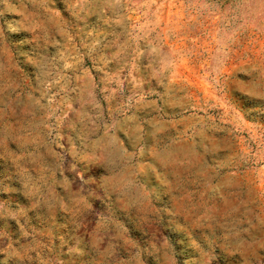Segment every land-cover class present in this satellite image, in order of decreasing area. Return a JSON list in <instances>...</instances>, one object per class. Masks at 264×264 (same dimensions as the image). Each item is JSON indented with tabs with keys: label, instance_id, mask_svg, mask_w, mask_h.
<instances>
[{
	"label": "clouds",
	"instance_id": "obj_1",
	"mask_svg": "<svg viewBox=\"0 0 264 264\" xmlns=\"http://www.w3.org/2000/svg\"><path fill=\"white\" fill-rule=\"evenodd\" d=\"M0 264H264V0H0Z\"/></svg>",
	"mask_w": 264,
	"mask_h": 264
},
{
	"label": "rangeland",
	"instance_id": "obj_2",
	"mask_svg": "<svg viewBox=\"0 0 264 264\" xmlns=\"http://www.w3.org/2000/svg\"><path fill=\"white\" fill-rule=\"evenodd\" d=\"M163 0H158V3H162ZM172 12H173V9L171 8V5H169L168 7V11L165 13L166 16H171L172 15Z\"/></svg>",
	"mask_w": 264,
	"mask_h": 264
}]
</instances>
